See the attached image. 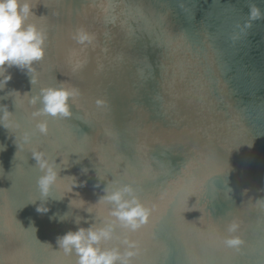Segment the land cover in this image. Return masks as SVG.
I'll list each match as a JSON object with an SVG mask.
<instances>
[{
  "label": "water",
  "instance_id": "obj_1",
  "mask_svg": "<svg viewBox=\"0 0 264 264\" xmlns=\"http://www.w3.org/2000/svg\"><path fill=\"white\" fill-rule=\"evenodd\" d=\"M32 3L45 55L32 84L12 67L0 90L20 124L0 126V264H76L57 237L114 220L99 198L123 184L151 209L105 242L135 241L131 264H264V0ZM46 87L75 95L70 116L37 118L48 122L41 135L31 115L41 105L29 101ZM32 149L69 159L60 176L78 180L69 194L73 178L58 181L50 195L66 196L49 197L47 213L36 211Z\"/></svg>",
  "mask_w": 264,
  "mask_h": 264
},
{
  "label": "clouds",
  "instance_id": "obj_2",
  "mask_svg": "<svg viewBox=\"0 0 264 264\" xmlns=\"http://www.w3.org/2000/svg\"><path fill=\"white\" fill-rule=\"evenodd\" d=\"M33 8L32 0H0V90H3L7 82L12 79V74L8 71L9 68L16 67L22 71L26 70L29 75V73L35 71L34 65L45 55L46 36L44 31L35 23L28 22L29 18L35 15ZM29 76L32 84L35 77ZM11 92L21 95L18 90H12ZM74 95L75 93L66 87H46L42 88L37 96H33L29 102L32 105L39 102L41 105L31 114L36 120L35 130L41 135H47L48 122L47 120L37 119L41 116L65 118L70 116L72 109L70 101ZM7 96H11L9 92L6 96H0V100L6 99ZM0 126L8 131L20 127L19 122L13 119V111H9L6 104H0ZM33 134L31 130L25 131L22 136L23 142L31 144ZM16 145L19 147L17 143ZM5 149L6 145L0 144V152ZM32 156L35 158L36 165L41 173L37 178V187L41 197L37 200H40L41 203L37 205L36 211L47 213L50 209L44 202L49 197L53 198L50 193L58 181L66 176L73 178V182L67 187V193L69 194L74 191V187L78 186V180L73 175L60 176L62 169L71 166L69 159L65 161L62 157L58 163L57 158L50 159L46 153L36 149H32ZM72 163H79V159ZM87 171V168L82 169L84 173H87ZM84 183L79 182V186H83ZM104 193L99 200L103 199L112 205L109 215L114 220H105L100 225L91 223L86 228L78 227L75 231L69 230L57 237L58 249L62 250L65 255L75 253L77 256L76 264H131V257L136 254L134 251L136 242L129 240L127 237L122 241L127 246L124 250H121L119 245L111 247H105L104 245L105 242L113 240L117 222L121 227L129 231H135L147 220L151 209L134 195V189L130 184H123L112 189L106 186ZM75 194H79V192ZM65 196L53 199L59 201ZM80 200L82 204H88L81 197ZM71 204L72 199L69 201V206ZM85 210L91 213L89 209L85 208ZM66 213L63 215L53 214L51 219H58V221L63 222L67 219ZM80 221L81 219L75 218L77 225L80 224ZM229 230H234V226ZM225 243L229 247H234L239 245L241 241L233 238L226 240Z\"/></svg>",
  "mask_w": 264,
  "mask_h": 264
}]
</instances>
